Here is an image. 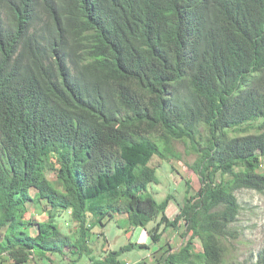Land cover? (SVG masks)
<instances>
[{"label": "trees", "instance_id": "16d2710c", "mask_svg": "<svg viewBox=\"0 0 264 264\" xmlns=\"http://www.w3.org/2000/svg\"><path fill=\"white\" fill-rule=\"evenodd\" d=\"M25 1V30L0 35V257L91 253L94 228L126 214V232L156 243L184 228L178 249L165 240L134 264H243L227 242L241 234L238 192H264V0ZM175 141L197 153L201 185L186 180L171 217L173 194L149 185ZM40 201L48 219L26 217ZM136 247L149 246L93 264H132L120 256ZM249 259L264 264V246Z\"/></svg>", "mask_w": 264, "mask_h": 264}, {"label": "rangeland", "instance_id": "374dc122", "mask_svg": "<svg viewBox=\"0 0 264 264\" xmlns=\"http://www.w3.org/2000/svg\"><path fill=\"white\" fill-rule=\"evenodd\" d=\"M174 150L176 155L172 156L171 160H164L160 156H154L152 165L157 167L158 182L149 185V191L158 200H162L167 194L172 193L174 199L171 201L167 213L169 216L174 217L180 209V206L184 202L186 195V180L189 179L192 184L191 193H195L200 187V179L195 169L192 167L197 158V153L191 149L187 142L175 141ZM50 178L55 179L54 174H49ZM35 189L32 193L35 194ZM239 200L242 204L243 212L240 216V220L235 224V229L241 232L237 238H230L228 244V251L232 259L238 260L243 264H250V256L264 246V192L256 190L243 189L238 192ZM45 201H40L35 205H30L29 212L26 217H32L35 220L40 215L46 216L47 220L49 214L44 211ZM38 213V214H37ZM56 214V220L59 224L62 232L70 235L75 231V222L69 215L67 210L53 211ZM90 217V216H89ZM91 218V217H90ZM126 214L118 215L113 220L108 222L106 227L97 225L91 235L90 247L91 250L82 254H72L67 251L64 254L57 253L43 258L31 257L27 263L24 264H93L92 259H98L104 257L111 250H120L122 246L129 244L130 242L136 243L145 242L148 244V248L136 247L121 254V258L129 259L132 264L135 262L149 257L152 258L154 252L156 255H160L158 251L159 245L166 241H169L174 249H178L185 238L181 237L184 228L173 230L167 228L164 232L163 238L160 243L154 242L147 234V230L143 226H135L130 229V232H126L128 225L126 224ZM156 222H150L147 229L154 227ZM104 232L105 237L108 239L106 242L105 237H99L98 233ZM31 232L35 234L37 230L33 227ZM146 237V239H144ZM190 235H188V238ZM197 250H201V242L199 239L195 240ZM36 258V259H35ZM0 264H16L9 257H0Z\"/></svg>", "mask_w": 264, "mask_h": 264}, {"label": "clouds", "instance_id": "9594fccd", "mask_svg": "<svg viewBox=\"0 0 264 264\" xmlns=\"http://www.w3.org/2000/svg\"><path fill=\"white\" fill-rule=\"evenodd\" d=\"M33 5L25 0H0V35L14 37L32 19Z\"/></svg>", "mask_w": 264, "mask_h": 264}, {"label": "crops", "instance_id": "0c3cea01", "mask_svg": "<svg viewBox=\"0 0 264 264\" xmlns=\"http://www.w3.org/2000/svg\"><path fill=\"white\" fill-rule=\"evenodd\" d=\"M148 235V234H147ZM144 239H146V237H144Z\"/></svg>", "mask_w": 264, "mask_h": 264}, {"label": "built area", "instance_id": "2783aa9c", "mask_svg": "<svg viewBox=\"0 0 264 264\" xmlns=\"http://www.w3.org/2000/svg\"><path fill=\"white\" fill-rule=\"evenodd\" d=\"M128 264H130V263L128 262Z\"/></svg>", "mask_w": 264, "mask_h": 264}]
</instances>
